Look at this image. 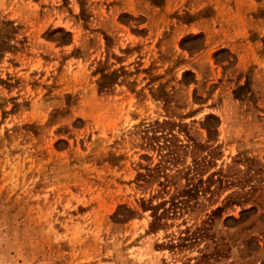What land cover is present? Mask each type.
Instances as JSON below:
<instances>
[{
	"label": "rangeland",
	"instance_id": "374dc122",
	"mask_svg": "<svg viewBox=\"0 0 264 264\" xmlns=\"http://www.w3.org/2000/svg\"><path fill=\"white\" fill-rule=\"evenodd\" d=\"M197 263L264 264V0H0V264Z\"/></svg>",
	"mask_w": 264,
	"mask_h": 264
},
{
	"label": "trees",
	"instance_id": "16d2710c",
	"mask_svg": "<svg viewBox=\"0 0 264 264\" xmlns=\"http://www.w3.org/2000/svg\"><path fill=\"white\" fill-rule=\"evenodd\" d=\"M163 123L155 121L153 124L145 125L143 128H141V131L147 139L152 141L153 139H156L157 129H159ZM150 132L152 133V135L149 137L148 133ZM162 148L163 147H158V150H162ZM159 154V157L162 159V163L156 165L153 169L148 170V174L141 175L142 178L154 177L157 173L162 172L161 168L163 164L168 165L174 160V153L170 149L165 153H161L160 151ZM192 172H194V174H197V169L192 170L191 173ZM183 175L187 176L188 173H184ZM191 179V177H186V183L183 186L178 187L177 185L173 186L174 184L171 183L168 175L165 174V181L160 182L161 189L159 190V193L163 195V199L155 204H153L149 200H142V208L144 210L150 211V217L152 219L149 224L150 230L156 231L157 229L164 227L166 225L165 219L167 216H169V214L171 216V214L183 213L188 208H190L191 200L195 201L197 195L210 190L209 187L201 188V185L191 182ZM199 182L203 183L201 182V180H199ZM171 186H173V189L170 192L169 190ZM231 204L233 205L235 203ZM220 209L221 206H217L214 210L211 211V215L217 213ZM197 238L198 237L196 236L193 238V240Z\"/></svg>",
	"mask_w": 264,
	"mask_h": 264
}]
</instances>
